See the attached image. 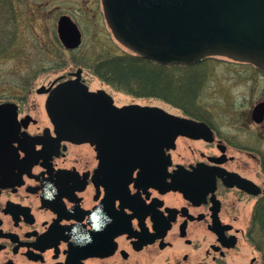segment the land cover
<instances>
[{"label": "flooded vegetation", "instance_id": "flooded-vegetation-1", "mask_svg": "<svg viewBox=\"0 0 264 264\" xmlns=\"http://www.w3.org/2000/svg\"><path fill=\"white\" fill-rule=\"evenodd\" d=\"M13 102L18 138L0 145V264H264V251L245 262L235 255L246 238L253 251L264 239V182L253 162L230 153L255 149L250 126L264 120L253 108L235 113L232 131L218 112L169 111L211 134L179 135L160 160L112 152L105 134L63 139L46 109L41 117ZM251 182L258 195L244 187Z\"/></svg>", "mask_w": 264, "mask_h": 264}, {"label": "water", "instance_id": "water-1", "mask_svg": "<svg viewBox=\"0 0 264 264\" xmlns=\"http://www.w3.org/2000/svg\"><path fill=\"white\" fill-rule=\"evenodd\" d=\"M103 6L117 38L156 62L192 64L208 56H226L264 68V0H103ZM57 30L65 47L81 45L82 32L70 15L60 16ZM82 71L79 68L75 79L54 88L37 89L49 92L46 109L64 139L93 142L94 135L105 134L111 137L107 142L112 152H153L166 160V149L175 147L179 135L211 134L205 122L161 106H118L104 89L89 90L81 80ZM252 115L258 123L264 120V100L254 106ZM0 121V145H10L19 134L17 105L0 104ZM94 122L103 129L94 133ZM251 184L244 187L258 195L261 188Z\"/></svg>", "mask_w": 264, "mask_h": 264}, {"label": "rangeland", "instance_id": "rangeland-1", "mask_svg": "<svg viewBox=\"0 0 264 264\" xmlns=\"http://www.w3.org/2000/svg\"><path fill=\"white\" fill-rule=\"evenodd\" d=\"M12 1L18 15L17 35L9 50L0 55V102L16 101L23 112L42 117L45 94L38 93L37 89L68 78L70 73L82 68L83 78L91 89L107 90L117 105L140 103L158 105L174 113L184 111L160 97H138L118 90L92 70L95 62L102 58L135 54L114 34L105 15L103 0ZM63 14L70 15L82 31L83 43L76 49H67L59 39L58 20ZM246 63L226 56H210L194 65H167V74L194 87V104L186 105L187 110L218 112L224 130L232 131L241 120L235 113L249 115L253 106L264 99V74L259 76V71ZM250 128H253L250 132L255 149L230 153L253 162L254 175L264 182V174L260 171L264 160V126ZM246 241L249 242L247 238ZM245 242L235 254L241 262L252 255L261 256L264 239L260 246L254 244L255 251L250 246L253 243Z\"/></svg>", "mask_w": 264, "mask_h": 264}, {"label": "trees", "instance_id": "trees-1", "mask_svg": "<svg viewBox=\"0 0 264 264\" xmlns=\"http://www.w3.org/2000/svg\"><path fill=\"white\" fill-rule=\"evenodd\" d=\"M17 10L12 0H0V55L6 53L17 35ZM167 65L138 54L113 55L96 61L92 69L104 82L138 97H160L187 110L196 92L190 83L172 79ZM190 81V78H188Z\"/></svg>", "mask_w": 264, "mask_h": 264}]
</instances>
